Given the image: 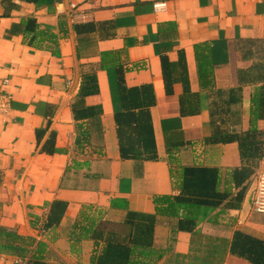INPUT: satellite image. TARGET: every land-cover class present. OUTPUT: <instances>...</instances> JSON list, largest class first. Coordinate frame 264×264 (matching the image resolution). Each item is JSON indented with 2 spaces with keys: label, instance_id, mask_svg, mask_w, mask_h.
I'll list each match as a JSON object with an SVG mask.
<instances>
[{
  "label": "crops",
  "instance_id": "obj_1",
  "mask_svg": "<svg viewBox=\"0 0 264 264\" xmlns=\"http://www.w3.org/2000/svg\"><path fill=\"white\" fill-rule=\"evenodd\" d=\"M4 79L0 264H95L128 211L155 214V264H264V0H0ZM195 165L227 195L184 229L164 200Z\"/></svg>",
  "mask_w": 264,
  "mask_h": 264
},
{
  "label": "trees",
  "instance_id": "obj_2",
  "mask_svg": "<svg viewBox=\"0 0 264 264\" xmlns=\"http://www.w3.org/2000/svg\"><path fill=\"white\" fill-rule=\"evenodd\" d=\"M252 142L253 139H250L247 133L240 138V151H244V156L252 153L251 149L247 147ZM126 154L125 151H122L123 156H126ZM248 172L247 165L244 163L239 168L234 169L233 178L235 185L239 184ZM217 176V169L214 167L196 165L182 167L177 185L179 192L176 195L165 196L164 201L169 203V205L164 210L170 208L172 214H177L179 210L183 211L182 228L188 229L191 226H195L200 220L207 218L216 206L226 198V191H220L217 187ZM242 195L243 189L238 191L233 199L239 202L242 199ZM157 210L159 211V207ZM82 218H85V214ZM86 220L89 223L91 222V224L94 222V219ZM154 222L155 214L153 213L128 211L123 220L121 230L119 232H107L104 246L95 257V264H155L161 260L168 253V249L166 247L156 248L153 245ZM2 231L3 233H0V236L4 235V237L3 242L0 243V250L15 252L18 246L9 243L10 236L13 237V232L5 229ZM14 237L18 239L16 234ZM236 237H242L239 240L243 242L247 241L246 239L248 238L252 239L251 236L240 231L234 232V238ZM39 244L40 246L38 247L41 249L42 245L41 243ZM242 245V247L237 246L240 248L237 251L245 250L247 244ZM229 250H236L233 243H231ZM172 259L175 261L172 264L179 263L176 255L172 256ZM42 263L40 256L35 255L33 259H29L27 264Z\"/></svg>",
  "mask_w": 264,
  "mask_h": 264
},
{
  "label": "built area",
  "instance_id": "obj_3",
  "mask_svg": "<svg viewBox=\"0 0 264 264\" xmlns=\"http://www.w3.org/2000/svg\"><path fill=\"white\" fill-rule=\"evenodd\" d=\"M163 5V2L154 3L155 8L161 7ZM5 81L6 79L2 80L0 83V117L9 109L11 100L10 93L2 88ZM250 205L253 211L264 213V168L261 169L256 175L255 185L251 193Z\"/></svg>",
  "mask_w": 264,
  "mask_h": 264
},
{
  "label": "water",
  "instance_id": "obj_4",
  "mask_svg": "<svg viewBox=\"0 0 264 264\" xmlns=\"http://www.w3.org/2000/svg\"><path fill=\"white\" fill-rule=\"evenodd\" d=\"M250 198H251V196H250Z\"/></svg>",
  "mask_w": 264,
  "mask_h": 264
}]
</instances>
